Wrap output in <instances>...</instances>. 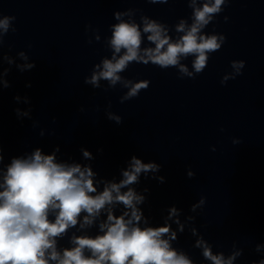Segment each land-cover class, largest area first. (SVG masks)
I'll return each instance as SVG.
<instances>
[{
  "label": "clouds",
  "instance_id": "clouds-1",
  "mask_svg": "<svg viewBox=\"0 0 264 264\" xmlns=\"http://www.w3.org/2000/svg\"><path fill=\"white\" fill-rule=\"evenodd\" d=\"M224 4L225 0H208L202 7L195 8L190 26L186 27L183 20L176 26V31L183 35L175 41L161 23L143 17L142 31L149 34L147 40L155 45L154 48L141 50L142 35L138 24L123 21L115 24L110 40L112 58L103 59L102 69L97 64L95 67L101 70L94 71L90 79H85V83L99 87V81L103 79L114 87L122 82L118 73L125 72L132 63H151L161 69L178 66L181 73L195 78L207 67L210 54L219 51L225 43L223 34H202ZM120 17L121 13H116L115 18ZM15 19V16L0 19V36L8 34L10 22ZM224 19L227 21L228 17ZM21 56L27 59L23 53ZM189 56L195 57L192 62L194 73L180 63L182 57L187 59ZM231 66L236 70V75H241L240 70L245 67V62L233 61ZM24 67L30 69L35 64ZM232 78L235 79V76ZM227 79V76L224 77L221 84ZM123 83L125 87L129 84L132 86L121 98V103L138 97L150 85L149 80L135 84L125 80ZM116 119L120 122L119 118ZM83 155L91 158L87 150L83 151ZM2 160L3 156L0 155ZM160 168L161 165L155 162L144 163L133 156L128 170L122 172L123 179L119 183L105 182L103 190L98 192L94 181L96 174L90 166L57 163L55 153L45 155L39 148L26 159L13 158L0 184V264H193L170 244V240L177 238L170 225L140 226L143 213L136 205L143 203L145 197L128 186L138 183L142 172L155 173ZM188 175L191 178L195 174L189 171ZM153 178L164 182L162 176ZM122 188H127V191L122 192ZM115 203L122 204L129 211L116 215L112 207H107L106 220L99 225L102 234L73 235L70 239L72 247L57 250L58 238L65 236L70 228H75L78 223L80 228L91 226L106 206ZM203 203L201 199L200 204ZM197 206L193 205L192 210ZM82 213L85 215L80 223ZM176 215L177 209L171 208L169 217ZM176 222L179 224L178 220ZM180 231L183 232L182 225ZM169 233V239H165ZM196 247L203 248V256L212 264H233L236 257L242 254L235 253L225 260L222 255H213L203 240H198ZM259 250L260 245H257L256 251ZM258 264H264V259Z\"/></svg>",
  "mask_w": 264,
  "mask_h": 264
}]
</instances>
